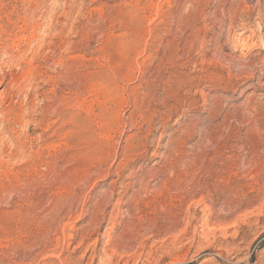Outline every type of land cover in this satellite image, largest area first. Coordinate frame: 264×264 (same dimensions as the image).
I'll return each mask as SVG.
<instances>
[{"label":"rangeland","instance_id":"374dc122","mask_svg":"<svg viewBox=\"0 0 264 264\" xmlns=\"http://www.w3.org/2000/svg\"><path fill=\"white\" fill-rule=\"evenodd\" d=\"M0 264H264V0H0Z\"/></svg>","mask_w":264,"mask_h":264}]
</instances>
